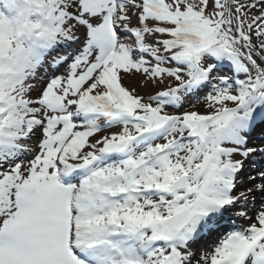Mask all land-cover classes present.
I'll return each mask as SVG.
<instances>
[{
  "label": "snow or ice",
  "instance_id": "obj_1",
  "mask_svg": "<svg viewBox=\"0 0 264 264\" xmlns=\"http://www.w3.org/2000/svg\"><path fill=\"white\" fill-rule=\"evenodd\" d=\"M0 264H264V0H0Z\"/></svg>",
  "mask_w": 264,
  "mask_h": 264
},
{
  "label": "rangeland",
  "instance_id": "obj_2",
  "mask_svg": "<svg viewBox=\"0 0 264 264\" xmlns=\"http://www.w3.org/2000/svg\"><path fill=\"white\" fill-rule=\"evenodd\" d=\"M62 68H60L61 70ZM59 70V71H60ZM43 71V70H42ZM142 81V77H140L139 75L133 76L130 78V82L133 84H137L139 85V83ZM165 83H167V81H165ZM139 91L141 92V94H145L148 93L150 91H153L152 87L150 85H145L142 88H139ZM203 96V95H202ZM201 97V96H200ZM201 102L197 104L198 109H200L201 111H206V106L204 105V103L202 102V98H200ZM193 103H196V100L193 99L192 101Z\"/></svg>",
  "mask_w": 264,
  "mask_h": 264
},
{
  "label": "bare ground",
  "instance_id": "obj_3",
  "mask_svg": "<svg viewBox=\"0 0 264 264\" xmlns=\"http://www.w3.org/2000/svg\"><path fill=\"white\" fill-rule=\"evenodd\" d=\"M63 71H64V69L62 68L59 72L62 73ZM57 74H59V73H57ZM253 142L258 143V141H253Z\"/></svg>",
  "mask_w": 264,
  "mask_h": 264
}]
</instances>
